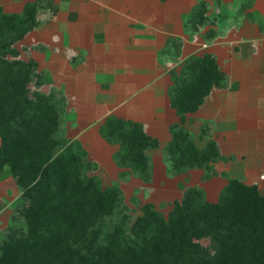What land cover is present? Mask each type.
<instances>
[{
	"label": "trees",
	"instance_id": "obj_1",
	"mask_svg": "<svg viewBox=\"0 0 264 264\" xmlns=\"http://www.w3.org/2000/svg\"><path fill=\"white\" fill-rule=\"evenodd\" d=\"M43 2L29 1L20 13L0 7V176L9 174L21 188L13 219L23 222L0 237V264H264V193L239 178L229 180L217 202L190 186L167 216L147 203L132 223L125 212L115 221L124 206L122 189L104 188L97 175H89L93 162L81 143L58 136L57 94L42 89L50 83L45 72L35 59L22 58L17 46L38 26ZM208 7L206 0L196 5L186 26L199 30L209 20L227 19L211 17ZM215 34L212 29L207 36ZM173 74L171 104L182 121L227 79L211 53L191 56ZM100 132L120 145V167L151 178L148 150L158 148L159 140L141 123L110 116ZM172 132L164 149L172 162L169 174L195 168L206 171L205 180L217 174L214 164L222 155L215 141L200 149L181 124Z\"/></svg>",
	"mask_w": 264,
	"mask_h": 264
},
{
	"label": "crops",
	"instance_id": "obj_2",
	"mask_svg": "<svg viewBox=\"0 0 264 264\" xmlns=\"http://www.w3.org/2000/svg\"><path fill=\"white\" fill-rule=\"evenodd\" d=\"M43 3L38 26L24 40L36 42L40 70L52 73V86L67 97L70 109L62 117V128L64 135H70V142L78 140L89 152L97 151V144L105 147L107 144L115 152V146L100 132L107 118L116 116L139 122L149 135L159 140L158 148L148 150L155 172L158 167L167 169L162 153L173 138L172 126L181 124L199 138L203 135L202 139L218 141L222 152L215 162L218 173L205 183L209 185L222 178L218 189L221 193L233 176L227 170L218 171L217 166L228 165L233 157L241 156L235 151L238 149L234 140L248 135L259 124L255 116L247 115H257L260 110L258 115H264V103L252 98L259 92L257 79H264V50L256 51L254 45L262 35H258V40H241L240 49L236 48L239 45L235 38L227 45L220 44L221 32L213 27L209 30L216 32L214 36H207V30L202 33L207 40L198 38L202 28L195 30L186 26V22L199 0H44ZM247 43L252 45L251 49ZM206 53L216 57L227 79L224 85L213 89L200 109L185 114L182 121L171 104L173 73H180L191 56ZM260 93L264 94V89ZM206 121L208 126L204 125ZM152 151L161 154L153 156ZM201 170L195 168L166 178L172 181L181 176L186 184L197 173L202 177ZM190 186L196 185L184 187L181 196Z\"/></svg>",
	"mask_w": 264,
	"mask_h": 264
},
{
	"label": "rangeland",
	"instance_id": "obj_3",
	"mask_svg": "<svg viewBox=\"0 0 264 264\" xmlns=\"http://www.w3.org/2000/svg\"><path fill=\"white\" fill-rule=\"evenodd\" d=\"M29 1L32 0H0V7H2L6 12L20 13L22 12L25 4ZM199 1L201 2L203 0H199ZM206 1L209 3L208 13L211 15V17L214 15V13H216L217 15L227 14L228 17L226 20H221L220 18H216L214 19L215 21L209 20L206 23H204L201 26L202 29L200 33L197 35L198 38L202 37L203 38L202 40L204 41L207 40L206 39L207 37L203 36L202 33L204 32L205 34V31L213 27L214 29H219V31L221 32L220 33L221 37L219 38L218 41L220 44L227 45L230 43L229 40L235 38V40H238L236 42L238 44L236 45H239V46L236 45L235 46L236 48L238 47L240 49L241 40L245 38L247 39L249 38L250 40H258L260 38V37L258 38V35L261 34L262 36L259 39V43H256L254 45H256L255 47L256 51H258V49L264 50V0H222V4L218 6L215 4V0H206ZM40 9H39V13H40ZM28 40H30V38H28L27 40H23L17 44V46L21 49V57L26 60L35 59L38 62V60L36 59V52H35L39 50L38 45L36 44V42H33V40L29 42ZM247 44H245L244 46L246 47ZM199 45L201 46L202 44ZM251 46L252 45L249 44V49H251L250 48ZM204 49L206 50L208 48H204ZM45 78L50 83L44 86L42 89L48 92L52 90L57 94V95L55 94L56 95L55 103L57 105L59 115H61L62 118L64 117V115H67V112L70 109L67 101V97L64 92L57 90L55 89V87L52 86L53 83L52 73L45 72ZM257 80L259 81L258 83H260L258 84L260 86L258 87L259 92L256 93V95H253L252 98H254L253 100L255 101L259 99L264 103V94L260 93V90L264 89V79H257ZM254 91H256V89ZM261 101L260 103H262ZM263 106L264 104L262 105V108H264ZM259 112H256L257 115H247L249 117L255 116L256 123H259L258 126H256L257 128H255V130L250 129L248 131V135L239 136V138L234 140V146L238 149L235 151L239 153L238 155L241 156L233 157V162L228 164L229 167L228 165L220 164L217 166V169L218 171L227 170L229 175L233 176L232 178H239L247 184H253V183L258 184L260 191L264 193V162H263L264 161V128H263L264 115H258L261 113ZM207 122L208 121H206L205 122L206 124L204 125L208 126ZM190 133H191V138L194 140L198 148L204 149L207 146V144L211 140H213L217 143L219 149H221L218 141L215 138L207 140V139H202L205 138L203 137V135L202 138H199L198 134L192 132ZM242 133L243 132H241V134ZM64 134L65 133H63V128H61V130L58 133V136L64 141L70 142L69 139L70 135L66 136ZM74 141H78V140H74ZM106 141L108 142V140ZM108 143L112 144L110 142ZM0 145H1V139H0ZM112 145H114L115 149H117L115 152L110 151L109 150L110 148L109 146H107V144L106 147L104 146V144L103 145L97 144L95 146L97 151L91 150L90 152L83 145L82 146L88 152L87 160H89L91 163L93 162L91 168L88 171L89 175H97L104 188L117 185L122 189L124 193V198H123L124 206L123 207L121 206V208H119L116 211L115 214L116 222L119 221V219L123 216L125 212L129 214L130 221L132 223L139 215L145 212L144 206L147 203H153L158 210H160L164 215L167 216L173 207L174 201L182 197L181 193L184 190V187L188 185H196L197 187L203 186V188L207 191V193L210 194V195L206 194V197L209 201L219 200L220 193H218V189L220 188L219 185L222 184V180H221L222 178H217L215 182L210 183L208 185V182L205 183V179H203L206 171L202 169L200 172V173H204L202 177L200 176V174L197 173V176L192 177L190 182L186 184L183 183L181 176L174 178V180L172 181L167 180L166 175L169 176H175V175L169 174L168 170L171 167L172 162L166 161L167 169L158 167L155 169L154 172L152 168L151 178L149 180H146L143 178V174H141L140 172L138 171L136 172L134 169H131L129 167L126 168L120 167L115 157V154L119 150L120 145L119 144H112ZM153 149L155 150L156 148H152L150 150ZM160 154H161L160 151L151 152V155L153 156L156 155L159 156ZM220 154L222 155L221 151ZM162 155L164 156V159H166L164 150ZM124 171H129V174L123 175L122 173ZM154 173H156L155 176ZM230 179L231 178H229L228 180ZM21 195H22V190L16 184L12 176H10L9 174H6V176H0V204L2 206L0 211V237H2L4 233H6L9 227L13 225H17L20 227L23 225L22 221H14L13 219V216L16 213V208L21 203ZM215 197L216 199L212 200Z\"/></svg>",
	"mask_w": 264,
	"mask_h": 264
}]
</instances>
